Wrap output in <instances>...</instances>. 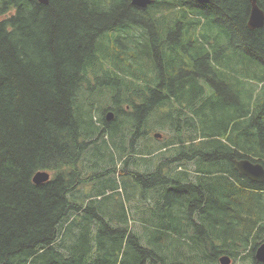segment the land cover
I'll return each instance as SVG.
<instances>
[{
	"label": "trees",
	"instance_id": "trees-1",
	"mask_svg": "<svg viewBox=\"0 0 264 264\" xmlns=\"http://www.w3.org/2000/svg\"><path fill=\"white\" fill-rule=\"evenodd\" d=\"M249 11V0H0V264H219L223 254L263 264L264 181L234 166H264V20L250 28ZM98 85L104 117L90 98ZM151 128L171 137L139 155ZM97 146L140 186L177 184L164 199L176 212L130 190L137 228L102 216L91 205L111 190H79L113 169L80 166ZM38 170L49 179L33 182ZM145 204L154 225L139 214Z\"/></svg>",
	"mask_w": 264,
	"mask_h": 264
},
{
	"label": "rangeland",
	"instance_id": "rangeland-1",
	"mask_svg": "<svg viewBox=\"0 0 264 264\" xmlns=\"http://www.w3.org/2000/svg\"><path fill=\"white\" fill-rule=\"evenodd\" d=\"M102 86L103 85H101V86L98 85V86L92 87L93 89L91 90V95H90V98L94 102V106H96V109L94 110V112L98 113L99 115L102 113V111H101L102 109H104L105 107L108 108L110 106V101L108 100V94L105 91V87L102 88ZM109 111H110V109H108V111L106 110L105 115ZM101 115L104 117V113H102ZM97 124H99L98 121H97ZM157 132L158 133L161 132L163 135L160 133L161 137H156L154 135V133H157ZM149 134H150L151 138H145V137L141 136V138L139 139V143L134 145V149H136V151L138 150V152H140L139 155H141L142 151H144L147 148V145L150 148H153L152 151L154 153H156V149H157L156 147H158L160 144L162 145L163 142H165L167 139H169L171 137L172 133L168 132L167 130H159V129L151 128V129H149ZM122 136L123 135L121 133H119V135L116 137H113V139L114 140L117 139L119 141ZM194 136L197 138V135L194 134ZM96 137L98 138V135H96ZM82 138H85V136H83ZM126 141H128V140L126 139ZM99 143H101V142H99ZM114 144L115 143H113L111 140H109L108 137L106 136V145L108 146V148H107L108 154L113 153V145ZM122 145H125V144H119L118 147L120 148ZM115 149L118 150L117 147ZM153 152H152V154H154ZM135 153H137V152H134V154ZM116 161H117V163H116ZM116 161H115L116 164L105 163V147H103V148H101L99 146H97L95 148L89 147V149H87L83 154V158H82V162L80 163V166H83L85 168V170L88 172H90L91 169H87L86 168L87 165H89V167H91V168L94 167V169L96 171L93 173H97V174L100 173L101 171L105 170V169L110 168V167H113V169L111 171H109L108 173H106L105 176L107 179L102 180L100 182V179L102 177L99 178L98 177L99 175H96V177H95L96 180L94 181L96 185L95 184L94 185L84 184L83 186H81L79 188V190H81V192H83L84 194L87 191H91V193L92 192L97 193L99 191L104 190L105 186L108 187L111 190V193H109V195H107V196H104L101 200L93 203L91 206L96 207L98 212H100V210H105V215L108 214V215L114 217L115 219H117L118 221L122 220V218H123L126 220V222L128 224H134V226L136 225L138 227V223L140 222V220L138 219V214H131V209L134 208V205L137 204V201L135 199H133L127 203L125 202L126 198H129L131 196V195H128L129 191L130 190L136 191L140 195L145 194L148 197H155V196L160 195L163 197L162 199H163V203H164V201L166 200L165 197L168 194L167 191L172 190L174 188V186H176L177 184H174V183L170 184L169 181L163 182L162 178H164V177L158 176L159 178L156 177V178H153L152 180H147V181L141 180L140 182L143 183L144 187L140 186L139 184L136 183L138 181L135 178H133L131 174H129V172H131V171L125 169V167L127 166V162L125 161L122 163L121 158H117ZM92 164H95V166H93ZM120 164H121V167H120ZM153 164H154V162H153ZM153 168H154V165H151V164L148 165V170H152ZM134 169L135 168L130 167V170H134ZM136 169L137 170H135V171H137V172H142V171L146 170L144 165H141V166L137 167ZM162 169H167V170L170 169V171L173 170L174 175L177 177L187 175L185 172L184 173L178 172L177 167H176V163H174V164L173 163L172 164L167 163L163 166ZM119 175H124L125 178H119L118 177ZM166 175L168 176V173ZM183 179H185V178H178V181L180 182V180H183ZM98 182H100V183H98ZM117 186H118V189H117L118 192L114 193ZM168 201L169 200L165 201V203L163 205V210L171 209V213L174 214L177 210V207L175 205H173L172 207L171 206L167 207L166 204ZM122 203H123V206H122ZM124 203L126 204V206L128 208L127 212H129V214L128 213L124 214V212H126V208H125ZM151 206H152L151 204L150 205H148V204L140 205V208H139L140 213L139 214L142 217H149L152 220V224L154 225V221L152 219L153 215L151 216V211L149 209ZM202 226L205 227L204 224H202ZM180 227H181V232L183 233L185 231V225H180ZM153 229H154V227H153ZM170 232H171V234L174 233V231H170ZM174 240H177V239H174ZM154 242H155L154 240H150L149 244L152 248L154 247L153 246ZM180 246L182 247V250L185 251V248H183V245L180 244ZM223 255H226V254H223ZM229 264H231V263H229Z\"/></svg>",
	"mask_w": 264,
	"mask_h": 264
},
{
	"label": "water",
	"instance_id": "water-1",
	"mask_svg": "<svg viewBox=\"0 0 264 264\" xmlns=\"http://www.w3.org/2000/svg\"><path fill=\"white\" fill-rule=\"evenodd\" d=\"M198 2L204 3L208 0H197ZM41 3H47L48 0H39ZM152 0H131V3L140 7H145ZM250 11L248 15L247 24L250 28L260 27L263 23L264 15L256 4V0H249ZM111 113L107 115V119H110ZM155 136H161L160 133H155ZM235 169L243 176L255 182L264 181V166L258 162L254 163L248 158H240L234 161ZM49 174L46 171H37L33 176V181L36 183L47 180ZM255 258L264 264V241L257 247L255 251ZM221 264H229L230 258L228 256L220 257Z\"/></svg>",
	"mask_w": 264,
	"mask_h": 264
},
{
	"label": "bare ground",
	"instance_id": "bare-ground-1",
	"mask_svg": "<svg viewBox=\"0 0 264 264\" xmlns=\"http://www.w3.org/2000/svg\"><path fill=\"white\" fill-rule=\"evenodd\" d=\"M256 4H257V0H256ZM257 6L259 7V9L262 11V13H263V15H264V11H263V9L257 4ZM264 20V19H263ZM263 24V23H262ZM82 69V68H81ZM75 97V96H74ZM109 113H111V117H110V119L112 118V116H113V112L112 111H109V112H107V114L105 115V119L107 120V121H109L110 119H107V115L109 114ZM154 135H155V133H154ZM156 137H161V136H156ZM197 138H200V137H197ZM102 158V157H101ZM250 160V159H249ZM251 161V160H250ZM252 162H254V163H256L255 161H252ZM259 163V162H258ZM174 164V163H173ZM260 164H262V163H260ZM263 165V164H262ZM38 171H40V170H38ZM42 171V170H41ZM92 173V172H91ZM35 175V174H34ZM33 175V176H34ZM105 177V176H104ZM185 178V177H184ZM48 179H49V177H48ZM47 179V180H48ZM163 179V178H162ZM188 179V178H187ZM32 180H33V177H32ZM46 181V180H45ZM34 182V181H33ZM44 182V181H43ZM36 183V182H35ZM41 183V182H40ZM149 183V182H148ZM162 184V183H161ZM160 184V185H161ZM156 187V186H155ZM263 242V241H262ZM261 242V243H262ZM228 243V242H227ZM260 243V244H261ZM259 244V245H260ZM258 245V246H259ZM257 249V248H256ZM256 251V250H255ZM222 256H225V255H221L220 257H222ZM227 256V255H226ZM220 257L218 258V261H219V263L221 264V262H220ZM229 257V256H228ZM230 258V257H229ZM254 258H255V253H254ZM256 259V258H255ZM257 260V259H256ZM217 261V260H216ZM258 261V260H257ZM260 262V261H259ZM229 263H231V258H230V262Z\"/></svg>",
	"mask_w": 264,
	"mask_h": 264
},
{
	"label": "crops",
	"instance_id": "crops-1",
	"mask_svg": "<svg viewBox=\"0 0 264 264\" xmlns=\"http://www.w3.org/2000/svg\"><path fill=\"white\" fill-rule=\"evenodd\" d=\"M102 180H105V177H102V178L100 179V182H101ZM100 182H98V183H100ZM95 185H96V184H95ZM104 186H105V185H104ZM100 211H101L102 214H103V215H102V214H101V215L105 217V210H100ZM92 229H93V228H92ZM89 231L91 232L90 228L88 229V232H89ZM90 232H89V234H90Z\"/></svg>",
	"mask_w": 264,
	"mask_h": 264
},
{
	"label": "flooded vegetation",
	"instance_id": "flooded-vegetation-1",
	"mask_svg": "<svg viewBox=\"0 0 264 264\" xmlns=\"http://www.w3.org/2000/svg\"><path fill=\"white\" fill-rule=\"evenodd\" d=\"M195 1H197V0H195ZM200 3H201V2H200ZM93 79H95V76H94ZM100 82L105 83V78H102V79L100 80Z\"/></svg>",
	"mask_w": 264,
	"mask_h": 264
}]
</instances>
